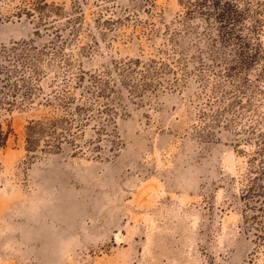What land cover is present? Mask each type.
Returning a JSON list of instances; mask_svg holds the SVG:
<instances>
[{
	"label": "rangeland",
	"instance_id": "obj_1",
	"mask_svg": "<svg viewBox=\"0 0 264 264\" xmlns=\"http://www.w3.org/2000/svg\"><path fill=\"white\" fill-rule=\"evenodd\" d=\"M228 1L242 42L187 0H0V264H264V0Z\"/></svg>",
	"mask_w": 264,
	"mask_h": 264
},
{
	"label": "trees",
	"instance_id": "obj_2",
	"mask_svg": "<svg viewBox=\"0 0 264 264\" xmlns=\"http://www.w3.org/2000/svg\"><path fill=\"white\" fill-rule=\"evenodd\" d=\"M37 1V10L43 12L44 8L47 7L46 0H35ZM188 7L193 8L198 11V13L205 18L206 21H215L217 28V35L213 37V41H218L224 44H229L231 41L238 40L242 42L241 36L237 34V26L242 21L244 14L242 11L238 9V6L235 3H232L228 0H187ZM42 21V20H41ZM40 21V22H41ZM39 22V23H40ZM239 53H235V62L240 63L242 65H248L252 63V65L261 61L260 48L258 46L252 47L249 49L248 43L243 42L239 44ZM19 56H16V60L18 61ZM17 65L15 62L13 65H0V106L8 105L9 107L15 103L16 96V88L15 85L9 83L10 80L18 75ZM4 82V83H3ZM2 84V85H1ZM8 110V109H7ZM62 121H54L44 123L41 120L38 121H30L28 126L26 127V150L31 151L36 148L38 143L44 137L55 138L57 142L56 145H50L49 140L46 142V147L48 146L53 150L58 149L59 140H61L60 136L55 137L57 134V130L59 126H61ZM49 125V126H47ZM11 130L8 129L4 132L0 125V148L4 147L10 134ZM62 135V133L58 134ZM261 144H264V138ZM73 142V141H71ZM262 160L264 158V149L258 148L257 151L254 152L253 159ZM254 187H250V191ZM257 194L263 193V186L258 185L255 190Z\"/></svg>",
	"mask_w": 264,
	"mask_h": 264
}]
</instances>
